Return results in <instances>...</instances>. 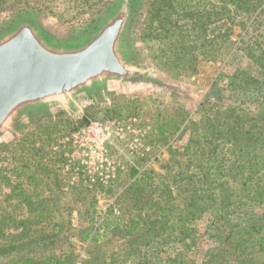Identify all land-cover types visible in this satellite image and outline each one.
I'll return each mask as SVG.
<instances>
[{
  "label": "rangeland",
  "instance_id": "1",
  "mask_svg": "<svg viewBox=\"0 0 264 264\" xmlns=\"http://www.w3.org/2000/svg\"><path fill=\"white\" fill-rule=\"evenodd\" d=\"M227 1L133 0L118 41L128 77H102L11 117L0 132V174L21 169L20 155L24 172L65 178L55 147L82 120L138 118L150 127L154 159L138 161L142 175L129 170L106 186L59 191L50 181L56 195L47 199L62 209L24 211L22 203L40 208L46 198L0 191V264H71L80 255L89 264H264V222L254 226L264 196L242 192L250 176L264 192V87L261 97L250 90L264 78V3L245 15ZM121 6L0 0V40L26 21L56 48L78 47ZM53 121L58 129L40 134Z\"/></svg>",
  "mask_w": 264,
  "mask_h": 264
},
{
  "label": "water",
  "instance_id": "2",
  "mask_svg": "<svg viewBox=\"0 0 264 264\" xmlns=\"http://www.w3.org/2000/svg\"><path fill=\"white\" fill-rule=\"evenodd\" d=\"M133 0L86 43L58 49L45 42L29 22L0 40V132L15 114L43 107L49 98L69 95L109 76L131 74L118 51V41Z\"/></svg>",
  "mask_w": 264,
  "mask_h": 264
},
{
  "label": "built area",
  "instance_id": "3",
  "mask_svg": "<svg viewBox=\"0 0 264 264\" xmlns=\"http://www.w3.org/2000/svg\"><path fill=\"white\" fill-rule=\"evenodd\" d=\"M150 127L132 116L125 119L89 120L56 145L62 154L61 173L71 185L84 182L89 187L106 186L119 180V176L134 169L142 175L147 166L138 161L152 158L153 144L148 140ZM67 189V187H64ZM111 209L119 214L121 209L110 204L102 210ZM71 264H89L80 255Z\"/></svg>",
  "mask_w": 264,
  "mask_h": 264
},
{
  "label": "crops",
  "instance_id": "4",
  "mask_svg": "<svg viewBox=\"0 0 264 264\" xmlns=\"http://www.w3.org/2000/svg\"><path fill=\"white\" fill-rule=\"evenodd\" d=\"M56 176H57L56 177V180H57L56 185H57V188L59 189V191H61V190L63 191L64 186L74 187V186L78 185V184H75V185L68 184L67 185V181H68L67 178L61 177L60 175L59 176L56 175ZM50 178L48 179V177L44 176V175L38 176V175L33 174V173H27L26 171L24 172L22 170V168L18 169L17 171L16 170L12 171L11 175H9L7 172L2 171L0 174V191L9 190V187H10L11 191H13L14 194L17 192L19 193L20 191H23V192L27 191L30 195L34 194V196H33L34 198H35L36 194L41 195L42 196L41 198H46V199L40 200V204H39L40 208L37 207L38 206L37 201H31L30 203H22V207H20V209H22L24 211L36 212V211L41 210L42 208H44L45 210L62 209L63 206L62 205H59L61 207L57 206L58 202H56V200L54 202H51L52 200L47 199V198H52L54 195H56V193L53 190L52 184L50 183V181H56V180L54 178H51V179ZM8 180L11 183V185H10V183H8ZM42 180H44V181H42ZM4 186H6V187H4ZM35 192H37V193L35 194ZM14 197H15V195H14ZM6 206L0 205V218L3 214V212L6 210ZM0 225H1V222H0Z\"/></svg>",
  "mask_w": 264,
  "mask_h": 264
},
{
  "label": "trees",
  "instance_id": "5",
  "mask_svg": "<svg viewBox=\"0 0 264 264\" xmlns=\"http://www.w3.org/2000/svg\"><path fill=\"white\" fill-rule=\"evenodd\" d=\"M263 3H264V0H228L227 1V4H230V5L234 6L235 7V10H240L245 15H252L256 11V9L259 8ZM224 9L226 11L229 10L226 5H224ZM225 39H227V37H225ZM263 65L264 64H262V66ZM262 71L264 72V66L262 67ZM246 83L247 82H245V84ZM254 84H256V85L253 86V87H251L250 90H253L254 94H257L260 97L263 96V92H262L263 89L262 88L264 87V78H262L259 81H257V80L254 81ZM241 89H242V91H244V89H246V88L243 87V85H242ZM245 91H247V89ZM261 99L263 100V98H261ZM112 117L114 118V116L111 115L110 118H112ZM66 121H67V123H66ZM60 122L61 123L68 124L67 118L66 119H63L61 117L60 118ZM80 124L81 125L86 124V120H82V122ZM66 126H67L66 127L67 129L66 128L65 129L67 131H72V130L76 129V127H72L70 125H66ZM43 127H44V130L43 131H40L41 132L40 134H45V132H47L50 129H58V123H57V121L46 122ZM160 134L163 135L164 134V131L162 130L160 132ZM261 140H263V139H261ZM13 151H15V148H12V152ZM262 159L264 160L263 157H262ZM16 160H19L20 163H18V166L20 168H22V169L25 168V167H28V165H29V163H27L26 161H24V162L22 161V157L20 155L18 157H16ZM21 161H22V163H21ZM260 164H261V162L258 163V169H255L254 172H257L261 168ZM129 174H130L131 177H134L137 174V172H136V170L131 169ZM145 177H147V176H145ZM142 178H144V176H142V177H136V179H134V182H137L138 180H141ZM248 178H250V179H248ZM252 180L253 179H251V176H250V177H247V179H244L242 181L243 182L242 185H246L247 188H250V189H247L246 188L245 191H242V192H244V197L246 196L247 198H249L251 200L254 199V197H255L254 194L258 195L257 197H259V196L260 197H263L264 196V192H263V189L261 187L262 183H260V181H258V180H256V181H252ZM246 191H247V195H245V192ZM242 195H243V193H242ZM260 197H259L258 201H262L260 199ZM254 200H256V199H254ZM263 222H264V217L258 219L257 223H254V226L255 227L258 225L255 228L257 232L262 231L263 225H261V223L263 224ZM252 228H253V225H252ZM91 240H94V236L91 237ZM14 264H35V263L33 262V259H26V260L18 261V262L14 263ZM55 264H66V263H64V261H61L60 260V261H57Z\"/></svg>",
  "mask_w": 264,
  "mask_h": 264
}]
</instances>
